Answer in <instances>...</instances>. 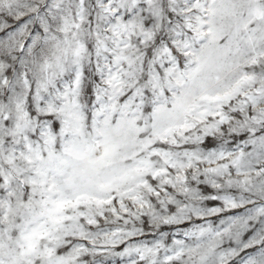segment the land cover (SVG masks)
I'll list each match as a JSON object with an SVG mask.
<instances>
[{
  "label": "snow or ice",
  "instance_id": "obj_1",
  "mask_svg": "<svg viewBox=\"0 0 264 264\" xmlns=\"http://www.w3.org/2000/svg\"><path fill=\"white\" fill-rule=\"evenodd\" d=\"M0 264H264V0H0Z\"/></svg>",
  "mask_w": 264,
  "mask_h": 264
}]
</instances>
